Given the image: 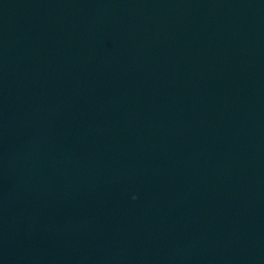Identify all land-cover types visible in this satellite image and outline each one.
<instances>
[{"label":"water","instance_id":"1","mask_svg":"<svg viewBox=\"0 0 264 264\" xmlns=\"http://www.w3.org/2000/svg\"><path fill=\"white\" fill-rule=\"evenodd\" d=\"M0 264H264V0H0Z\"/></svg>","mask_w":264,"mask_h":264}]
</instances>
